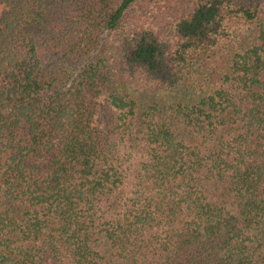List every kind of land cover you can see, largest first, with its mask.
<instances>
[{
    "label": "trees",
    "instance_id": "trees-1",
    "mask_svg": "<svg viewBox=\"0 0 264 264\" xmlns=\"http://www.w3.org/2000/svg\"><path fill=\"white\" fill-rule=\"evenodd\" d=\"M173 1L0 0V264H264V0Z\"/></svg>",
    "mask_w": 264,
    "mask_h": 264
},
{
    "label": "rangeland",
    "instance_id": "rangeland-1",
    "mask_svg": "<svg viewBox=\"0 0 264 264\" xmlns=\"http://www.w3.org/2000/svg\"><path fill=\"white\" fill-rule=\"evenodd\" d=\"M194 9L189 0H174L168 4L151 5L147 3L140 12L135 15L133 22L134 27H145L154 29L161 38H169L171 36L172 25L177 19H180ZM259 19L264 18V4L259 8ZM100 105L103 103V98L99 100ZM98 106V110L100 109ZM97 120V119H96ZM97 124V121H95Z\"/></svg>",
    "mask_w": 264,
    "mask_h": 264
}]
</instances>
